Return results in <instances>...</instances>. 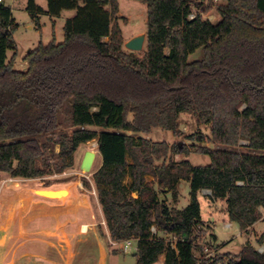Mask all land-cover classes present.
Segmentation results:
<instances>
[{"label": "trees", "instance_id": "16d2710c", "mask_svg": "<svg viewBox=\"0 0 264 264\" xmlns=\"http://www.w3.org/2000/svg\"><path fill=\"white\" fill-rule=\"evenodd\" d=\"M136 1L147 14L141 55L123 49L114 21L118 0H46L47 10L27 0L38 30L41 15H76L64 23V40L39 43L23 57L24 68L13 39L18 25L10 7L0 4V172L13 179L44 176L37 160L70 102L71 137L51 144L59 145L62 170L80 144L97 141L102 163L92 183L108 236L99 234L115 243L136 239V264H154L160 255L164 264H206L195 256L202 251L201 190L225 200L229 220L241 231L264 223V0H223L216 23L200 14L207 10L203 0ZM193 7L197 14L189 19ZM184 113L222 147L194 149L210 158L206 166L171 160L188 155L186 146L127 134L159 128L178 135ZM188 139L205 142L201 134ZM242 145L247 152L237 150ZM180 181L190 186L181 210L159 200L170 193L176 203ZM152 227L173 236L174 245L155 237ZM257 243L262 252L246 243L237 255L226 254L225 264H264V232Z\"/></svg>", "mask_w": 264, "mask_h": 264}, {"label": "rangeland", "instance_id": "374dc122", "mask_svg": "<svg viewBox=\"0 0 264 264\" xmlns=\"http://www.w3.org/2000/svg\"><path fill=\"white\" fill-rule=\"evenodd\" d=\"M35 4L47 10L46 0H34ZM195 3L200 0H194ZM203 8H207L204 16L211 15V22L216 23L220 18L218 8L224 4V1L203 0ZM119 9L114 21L119 25L123 37V49L125 52H132L141 55L146 47V6L136 0H118ZM5 5L11 9L17 30L13 33V39L16 43V59L18 66L24 68L26 64L22 62L23 57L33 50L39 43L47 44L53 39L56 43L64 40L63 26L72 13H64L58 18L50 19L46 15L40 16V30L35 27L28 12L26 11L27 0H5ZM81 5V4H80ZM108 8V7H106ZM192 12L197 14L196 8ZM76 15V12H75ZM74 15V16H75ZM73 16V17H74ZM203 16V17H204ZM30 27V28H29ZM144 37L145 42L141 51L133 52L125 47V44L136 38ZM108 39L105 38L104 41ZM199 51L191 56V59L199 57ZM71 104L67 102L59 111V127L54 135L46 137L48 139L49 149L43 156L37 160V167L46 171V174L36 179H13L8 174L0 172V196L7 195L10 198L9 217L6 223L0 229L3 231L4 239L0 242V264H136L133 254L136 252L137 240H128L130 245L128 251H125L122 245L124 242H111L108 238L100 236L99 231L103 230L104 224L99 216V207L97 198L92 185V175L101 166V155L98 151L97 141L92 140L80 144L73 154L72 164L60 170L61 163L55 156L59 152V145H53L51 142H62L71 137ZM100 131L99 128H92ZM178 135H173L170 131H163L154 128L148 134L131 133L134 137H143L152 142H164L168 146L181 144L189 149L188 155L174 154L170 158L179 162L187 160L193 166H206L210 164V158L206 155L197 154L194 149L199 146H206L211 149L222 148L211 141L209 129L199 128L196 125L194 117L189 113H184L179 117ZM201 134L205 142L199 143L196 140L188 139L190 135ZM50 141V142H49ZM242 144V143H241ZM240 152H247L245 147L237 148ZM87 152L94 153V159L91 166H82V161ZM161 162H157L160 164ZM88 182L92 188L84 186ZM30 183L36 188H68L72 192L69 198L57 203H50L44 200H32L27 203L19 190ZM179 203L177 208H184L189 203L190 186L186 181H181L179 188ZM203 192V191H202ZM200 192L198 200L204 205V200H210L209 191ZM170 194V193H169ZM80 195H84L89 207L86 210L76 212L67 205H73ZM73 198V199H72ZM163 194H159V200L169 202L173 205L171 194L169 199ZM31 200V199H30ZM207 201L205 204H209ZM66 209L57 210L56 215L52 218L39 217L32 213V206ZM34 206V207H35ZM221 206V205H220ZM217 209L219 205L216 206ZM71 209V210H70ZM204 210V209H203ZM41 212V211H40ZM62 212V213H61ZM66 212V214H64ZM71 212L73 214H67ZM38 213V211H37ZM47 214V213H46ZM262 222V221H261ZM87 223L89 230L82 231L81 224ZM226 221L222 222L217 219L215 233L222 242H226L222 248L224 252L238 253L245 239L251 242L255 249L263 248L257 243L261 231H264V223H258L255 229H250L244 237L239 235L238 227L231 224L226 228ZM202 230V229H201ZM212 230L201 231L197 244L202 251H195V256L200 262L206 264H225L227 261L226 254L219 253V248L212 241L210 233ZM152 233L157 238H162L166 242L174 245L175 238L171 235L155 230L152 227ZM2 243V244H1ZM250 243V244H251ZM3 245V246H2ZM221 252V251H220ZM231 255V254H230ZM164 256L160 255L154 264H164Z\"/></svg>", "mask_w": 264, "mask_h": 264}, {"label": "crops", "instance_id": "0c3cea01", "mask_svg": "<svg viewBox=\"0 0 264 264\" xmlns=\"http://www.w3.org/2000/svg\"><path fill=\"white\" fill-rule=\"evenodd\" d=\"M43 9V8H42ZM72 13V16L71 17H68V18H72L74 15H75V12L76 11H74V10H70V11H63L62 13H61V15L60 16H62L64 13ZM67 18V19H68ZM52 20V19H51ZM219 20V18L217 19V21ZM53 21V20H52ZM30 28V27H29ZM12 55H13V52H8L7 53V58L8 59H10L11 57H12ZM25 64V63H24ZM181 161H183V160H181ZM153 180V177L152 176H149V175H147L146 176V181H148V182H150V181H152ZM126 182L127 183H129L130 182V180L129 179H127L126 180ZM181 182V181H180ZM180 182L178 183V185H177V191H178V188H179V185H180ZM187 182V181H186ZM92 185H93V183H92ZM93 190H94V186H93ZM95 191V190H94ZM203 191V192H202ZM204 191L205 190H201L200 192H202V194L204 195ZM206 191H209V190H206ZM200 192L198 193V196H199V194H200ZM96 194V193H95ZM210 195H211V193H210V191H209V197H210ZM134 196H136V195H134ZM165 196L167 197V199H169V197H170V194H165ZM97 198V197H96ZM166 199V198H165ZM166 199V200H167ZM210 199V198H209ZM77 202L75 203V205H67L68 207L67 208H69V207H71L72 209H75V211L76 212H80V211H83V210H86L88 207H89V202H88V200H87V198L84 196V195H80V197H78V195H77V198L75 199ZM207 201H210L209 202V204L210 205H206L205 203L207 202ZM207 201H205L204 200V205H203V208H202V205H201V203H200V216H201V221H202V227H201V229L203 230V231H205L206 230V228H207V230H212V232H210V233H212L211 234V237H212V241L215 243V245H217L218 246V248H219V253H224V254H231V255H237L238 253H231V252H224V251H222V248H223V246H224V244L226 243H224V242H222V241H220L219 240V238H218V236H217V234L215 233V229H216V225H217V219H219V221L221 220L222 222H225L226 221V225H225V227L226 228H230L231 227V224H235V225H237V223H234V222H231L230 220H229V218H228V214H227V210H226V202H225V200H220V199H210V200H207ZM97 203H98V201H97ZM178 203H179V192H178V199H177V205H178ZM167 204H168V206L170 207V208H176V209H179V208H177L176 206V204H174L173 203V205H169V202H167ZM217 205H219V208L217 209ZM221 205V206H220ZM35 204H33V206H32V213L33 214H37L39 217H41V216H43V217H48L49 219L50 218H52V215L54 216V215H56V213H54L53 214V212H57V210H64V209H66L65 207H64V209H57V208H46L45 209V207H39V206H35ZM187 206V205H186ZM185 206V207H186ZM98 207H99V216H100V219H101V222H103V224H104V228H103V231L105 232V234H106V236H108V232H107V229H106V226H105V222H104V217H103V214H102V211H101V207H100V205H99V203H98ZM184 207V208H185ZM181 209H183V208H181ZM181 209H179V210H181ZM204 209V210H203ZM71 210V209H70ZM37 211H38V213H37ZM41 211V212H40ZM47 213V214H46ZM64 214H66V212L64 213ZM67 214H73V213H71V212H67ZM258 223H262L261 221H259V222H257V223H255L253 226H251L247 231H241L240 229H239V227H238V225H237V227H238V231H239V235L241 236V237H244V235L245 234H247L248 233V231H250V229H255V226L258 224ZM84 224H81V226H83ZM85 225H87L88 226V224H86L85 223ZM87 229H89V226H88V228ZM86 232V231H85ZM264 231H261V234L263 233ZM260 234V235H261ZM100 234H99V238H100ZM104 238H108V237H104ZM246 243H251V242H249L247 239H245V243L241 246V248H240V250L242 249V247L246 244ZM251 245L253 246V247H255L252 243H251ZM221 251V252H220Z\"/></svg>", "mask_w": 264, "mask_h": 264}, {"label": "bare ground", "instance_id": "6f19581e", "mask_svg": "<svg viewBox=\"0 0 264 264\" xmlns=\"http://www.w3.org/2000/svg\"><path fill=\"white\" fill-rule=\"evenodd\" d=\"M19 192L21 193V195L24 198L28 199V200H26L27 203H29L33 199L34 200H36V199L40 200L41 199V200H44V201H47L50 203H57L59 201H63V200H66L67 198H69L71 196V194H73L72 192H74V190L72 189V192H71L70 190H68V188H57V187L36 188V187H34L33 183H30L29 185H26L25 187H21ZM9 202H10V198H9L8 194L0 196V228L3 227V225L6 223L5 221L9 217V212H10L9 211V206H10ZM73 205H75V204H73ZM87 228H88V226L84 224L82 226V231L85 232L87 230ZM3 239H4L3 231L0 229V240L2 241Z\"/></svg>", "mask_w": 264, "mask_h": 264}, {"label": "water", "instance_id": "95a60500", "mask_svg": "<svg viewBox=\"0 0 264 264\" xmlns=\"http://www.w3.org/2000/svg\"><path fill=\"white\" fill-rule=\"evenodd\" d=\"M144 42H145L144 37H142V36L136 37V38L128 41L125 44V47L127 49H129L130 51H133V52L141 51V49L143 48ZM177 89H179V88H177V87L172 88V90H177ZM93 159H94V153L93 152H87L84 156L83 161H82V166L83 167L84 166H91ZM133 256H135V253L133 254Z\"/></svg>", "mask_w": 264, "mask_h": 264}, {"label": "built area", "instance_id": "2783aa9c", "mask_svg": "<svg viewBox=\"0 0 264 264\" xmlns=\"http://www.w3.org/2000/svg\"><path fill=\"white\" fill-rule=\"evenodd\" d=\"M216 1H220V2H222L223 0H216ZM0 4H4V5H5V0H0ZM200 14H201L202 17H203L205 13H204V12H200ZM195 17H196V13L191 12V13L189 14V19H193V18H195ZM211 18H215V17H212L211 15H207L206 17H205V16L203 17V19L208 20V21H210ZM210 22H211V21H210ZM129 245H130L129 241H125L124 244L122 245V247L124 248L125 251H128V249H129ZM258 251H259V252H262V251H263V248H259Z\"/></svg>", "mask_w": 264, "mask_h": 264}]
</instances>
